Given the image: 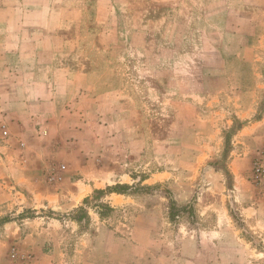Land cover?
Wrapping results in <instances>:
<instances>
[{
    "label": "crops",
    "instance_id": "obj_1",
    "mask_svg": "<svg viewBox=\"0 0 264 264\" xmlns=\"http://www.w3.org/2000/svg\"><path fill=\"white\" fill-rule=\"evenodd\" d=\"M260 47L264 0H0V214L18 192L26 207L73 210L149 151L159 167L141 184L158 194L174 180L176 203L196 216L170 221L146 213L141 195L114 192L111 206L138 207L130 218L109 222L89 209L85 226L64 215L9 219L0 264H256L263 253L242 231L264 240V184L251 180L264 148ZM227 133L229 188L208 162ZM41 155L64 157L61 182L37 191L36 165L3 183L8 159ZM78 174L83 182L71 181ZM91 175L98 185L85 184ZM67 230L77 236L72 257Z\"/></svg>",
    "mask_w": 264,
    "mask_h": 264
},
{
    "label": "rangeland",
    "instance_id": "obj_2",
    "mask_svg": "<svg viewBox=\"0 0 264 264\" xmlns=\"http://www.w3.org/2000/svg\"><path fill=\"white\" fill-rule=\"evenodd\" d=\"M258 54L263 57L262 61H259L257 70L259 72L264 73V47H260L258 49ZM162 131H164V128H161ZM3 132V131H2ZM0 143H5V140L8 137V132L6 135H3V133L0 135ZM225 142L222 146V151L220 152L221 157L217 159H213L208 161L210 165L221 171L223 174V177L219 179L221 184H225L226 188H229L231 186V174L228 173L226 166H227V155L228 150L230 148V139L228 133L225 135ZM19 147L23 149L24 144L20 143ZM59 158L64 157L59 155ZM62 159V160H63ZM46 158H43V156H40V159H32L27 160L24 159H8L10 164H7L5 167L2 166L4 174L1 175V179L3 180V183L5 185H8L10 187L13 186V182L16 180L18 176L21 175L20 173H17V171L21 168H31L33 166L34 169L32 174V186L38 191L39 189L43 187H50L51 185L58 184L62 181V175L65 171V164L62 160H53ZM46 161V162H45ZM73 160H68V162H71L70 165L72 166ZM160 162L162 160H159ZM124 167L127 170L128 176H117V181L115 183H112L111 185H107L105 187H93L92 191H90L81 201V204L78 205L73 210H69L67 212H59L55 209H51L47 204L44 203H36L35 206H23V196L18 192L13 197V202L9 205H5L0 214V219H15V218H21V217H32V216H45L50 218H58L62 217L64 215L65 218L68 219V217H80V220H85L82 222V226L87 225V221L89 218V209L96 212L100 211L102 216L101 218H104L106 220L109 219V222H113L117 219L123 220L125 215L130 218L133 213L137 211L136 205H129L128 207H113L110 205V201L108 199L109 195L114 192H121L125 194H131V195H141L142 196V204H145L146 206V213H158L162 216V218H167L170 221L178 220V221H186L190 220L193 222V220L196 219L195 216V210L194 208L189 207H179L181 205L178 204H184V202L176 203L177 200L173 196V193L171 191V186L174 184V180H167L163 183L158 184V188L161 190L156 194L154 191H152L151 187L147 186L146 184H141L142 180L147 178V169L154 170L156 167H159V163L156 160H151V157L149 156V151L145 153V157L140 160H127L126 164H123ZM222 169V170H220ZM20 174V175H19ZM73 179H79L82 177V182L84 176L82 175H72ZM200 177H197L195 182H199ZM203 181V180H202ZM102 182V181H100ZM88 183H95V185H98L97 182V176H89L88 179H86L85 184ZM51 188V187H50ZM14 190V188H13ZM227 192V191H226ZM197 195V193H195ZM229 201V197H227ZM132 204V203H130ZM230 204V201H229ZM160 206V207H159ZM184 206V205H182ZM140 208V207H139ZM230 208V215L237 221L236 223L240 226L241 222L240 215H239V209L237 208ZM46 219V218H45ZM62 219V218H61ZM161 219V218H160ZM47 220V219H46ZM116 223H111L110 225H114ZM242 227V226H240ZM242 236L245 238L247 243H249L252 247V249H255L263 255L259 257L255 263L256 264H264V240L251 234L250 232H247L246 230L242 231ZM77 236L74 235V233L68 232L66 239L64 240V247L65 251H67L68 256L72 257V253L74 252L73 247L75 245V242H77ZM15 245V244H12ZM11 245V246H12ZM11 246L8 250H10ZM16 246V245H15ZM19 249V248H18Z\"/></svg>",
    "mask_w": 264,
    "mask_h": 264
},
{
    "label": "built area",
    "instance_id": "obj_3",
    "mask_svg": "<svg viewBox=\"0 0 264 264\" xmlns=\"http://www.w3.org/2000/svg\"><path fill=\"white\" fill-rule=\"evenodd\" d=\"M3 135L7 134L6 130H3ZM251 180L256 185L264 184V148L261 150L260 155L256 157L252 162L251 167ZM19 249L17 246L12 245L9 250V256L11 259H16L19 257ZM22 259H25V255L21 256Z\"/></svg>",
    "mask_w": 264,
    "mask_h": 264
},
{
    "label": "trees",
    "instance_id": "obj_4",
    "mask_svg": "<svg viewBox=\"0 0 264 264\" xmlns=\"http://www.w3.org/2000/svg\"><path fill=\"white\" fill-rule=\"evenodd\" d=\"M98 213H99V215L100 216H102L101 214V212L100 211H98ZM77 221H79L80 220V217H77V218H75ZM9 219H7V218H5V219H0V226L3 224V223H5L6 221H8Z\"/></svg>",
    "mask_w": 264,
    "mask_h": 264
}]
</instances>
